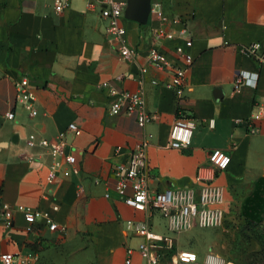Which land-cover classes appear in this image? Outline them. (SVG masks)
<instances>
[{
  "label": "crops",
  "instance_id": "obj_1",
  "mask_svg": "<svg viewBox=\"0 0 264 264\" xmlns=\"http://www.w3.org/2000/svg\"><path fill=\"white\" fill-rule=\"evenodd\" d=\"M104 1L69 0L59 12L54 0H0V211L3 205L11 210L9 225L0 218V255L10 253L22 264H125L127 256L129 264H145L137 247L143 241L139 228L148 225L171 241V247L159 242L160 264H199L196 252L187 254L178 244L180 236L185 244L191 236L208 248L204 263L230 222L264 213V115L249 119L264 104V0H149L146 23L123 11L125 39L140 51L135 59L120 56L105 33ZM116 1L126 6L127 0ZM158 7L176 33L192 34L193 64L181 101L164 85L169 73L140 71L148 47L156 44L174 61L173 47L183 42L156 41L159 21L151 8ZM23 77L32 93L25 104L15 100V83ZM107 85L142 91L153 120L141 129L133 115L109 114ZM178 103L195 123L182 150L166 146ZM71 122L79 129L66 133L72 162L62 161L60 174L48 181L56 160L39 140ZM145 134L151 135L149 188L198 187L197 176L211 177L223 199L222 224H193L174 233L159 211H137L118 197L114 169ZM216 148L230 155L222 171L208 162V151ZM63 168H69L67 176ZM18 206L47 212L64 230L50 229L41 218L28 223ZM196 227L212 230L200 234ZM225 253L230 263H239Z\"/></svg>",
  "mask_w": 264,
  "mask_h": 264
},
{
  "label": "built area",
  "instance_id": "obj_2",
  "mask_svg": "<svg viewBox=\"0 0 264 264\" xmlns=\"http://www.w3.org/2000/svg\"><path fill=\"white\" fill-rule=\"evenodd\" d=\"M100 9V17L106 21L104 31L115 40L117 53L127 59H135L140 55V51L135 46H131L125 39V28L122 24L123 11L125 4L121 1L106 0ZM69 6V0H54L56 11H62ZM159 25L155 30L156 41H173L176 38L183 39L182 44H176L173 52L176 59L171 61L162 49L156 44L151 45L145 50V59L147 66H142L140 71L144 73L147 67L169 73V80L164 83L167 88L173 89L179 99L183 98L185 89V78L188 70L193 64V56L189 52L192 46V34L186 30L176 33L167 25L163 11L158 8H151ZM256 45L249 47L251 53ZM242 79L236 78V86ZM152 83L157 82L152 80ZM15 100L19 103H27L32 99V93L28 85L27 77L21 78L15 83ZM107 112L112 115H133L139 128L144 129L154 118V115L147 109L145 96L140 90L119 89L113 85H107ZM264 104L251 113L249 119H260L264 115ZM34 111L31 112V115ZM13 112H7L6 117L13 118ZM209 127H212L213 120H209ZM195 123L178 103L175 108V118L171 124L168 141L166 146L174 149H187L190 145ZM78 134L79 129L76 123H69L65 131H60L53 138H41L39 144L42 147L49 148L55 162L47 176L48 181L60 174L58 168L62 161L67 164L72 162V157L67 150L70 142L66 133ZM150 134H145L143 138L130 150L123 165L114 169L115 184L114 191L118 197L127 205L137 211L156 210L159 211L168 221L169 229L174 233L190 228L193 224L202 227L218 226L223 222V214L219 206L223 199L220 188L212 183V180L197 176L198 187H187L162 191H152L148 186L149 170L147 166V149L151 144ZM34 139V135H29L28 141ZM208 162L216 171L226 169L230 162V155L222 149H212L207 154ZM69 168L61 169V174L67 176ZM108 196V194H106ZM24 214L25 220L32 223L36 218H41L50 229L64 230V227H58L47 212H41L30 207L18 206ZM6 225L10 224L11 210L3 205L0 211ZM139 234L143 241L139 243L137 249L140 252L145 264H160L161 249L160 241H167L171 247V241L168 238L155 234L148 225L139 228ZM130 249L127 250L129 254ZM3 264H22L10 253L0 255ZM130 263V257L127 256L125 264ZM171 264H188L184 260H172ZM204 264H222L220 258L207 254Z\"/></svg>",
  "mask_w": 264,
  "mask_h": 264
},
{
  "label": "rangeland",
  "instance_id": "obj_3",
  "mask_svg": "<svg viewBox=\"0 0 264 264\" xmlns=\"http://www.w3.org/2000/svg\"><path fill=\"white\" fill-rule=\"evenodd\" d=\"M227 227L230 228V231L223 232L224 236L217 242V248L210 249L209 254L220 258L222 264H232L226 258V251L229 252L228 255L239 260L238 264H264V213L254 217L238 218L236 221L230 222ZM211 230L210 228L196 227L193 231L201 234ZM171 237L177 238V235L172 234ZM183 241L181 236L177 239L178 244H183L182 249L186 250L185 253L196 252L200 258L199 264H204L202 258L208 248L205 245H197L196 240L194 242L191 236L186 238V244ZM224 241L225 243H222Z\"/></svg>",
  "mask_w": 264,
  "mask_h": 264
},
{
  "label": "water",
  "instance_id": "obj_4",
  "mask_svg": "<svg viewBox=\"0 0 264 264\" xmlns=\"http://www.w3.org/2000/svg\"><path fill=\"white\" fill-rule=\"evenodd\" d=\"M150 12L149 0H127L124 14L126 18L146 23Z\"/></svg>",
  "mask_w": 264,
  "mask_h": 264
}]
</instances>
